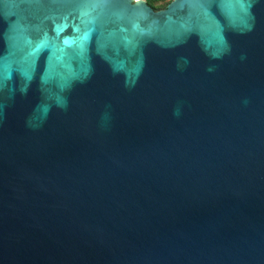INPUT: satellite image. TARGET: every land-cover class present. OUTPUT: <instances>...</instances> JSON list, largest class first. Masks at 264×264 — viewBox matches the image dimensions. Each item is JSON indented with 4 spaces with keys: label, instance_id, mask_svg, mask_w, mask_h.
Wrapping results in <instances>:
<instances>
[{
    "label": "water",
    "instance_id": "water-1",
    "mask_svg": "<svg viewBox=\"0 0 264 264\" xmlns=\"http://www.w3.org/2000/svg\"><path fill=\"white\" fill-rule=\"evenodd\" d=\"M0 264H264V0H0Z\"/></svg>",
    "mask_w": 264,
    "mask_h": 264
},
{
    "label": "trees",
    "instance_id": "trees-1",
    "mask_svg": "<svg viewBox=\"0 0 264 264\" xmlns=\"http://www.w3.org/2000/svg\"><path fill=\"white\" fill-rule=\"evenodd\" d=\"M150 7H152L154 10H160L166 8V6L172 1V0H144ZM166 1V2H165ZM164 2V3H161ZM161 3V4H159ZM159 4V5H157Z\"/></svg>",
    "mask_w": 264,
    "mask_h": 264
},
{
    "label": "rangeland",
    "instance_id": "rangeland-1",
    "mask_svg": "<svg viewBox=\"0 0 264 264\" xmlns=\"http://www.w3.org/2000/svg\"><path fill=\"white\" fill-rule=\"evenodd\" d=\"M166 2V1H165ZM161 3H164V2H161ZM161 3H159V4H161ZM165 4V3H164Z\"/></svg>",
    "mask_w": 264,
    "mask_h": 264
}]
</instances>
